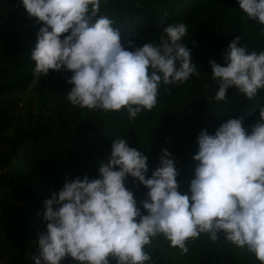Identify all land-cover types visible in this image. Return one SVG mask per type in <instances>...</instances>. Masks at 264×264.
Instances as JSON below:
<instances>
[{
    "label": "clouds",
    "instance_id": "obj_1",
    "mask_svg": "<svg viewBox=\"0 0 264 264\" xmlns=\"http://www.w3.org/2000/svg\"><path fill=\"white\" fill-rule=\"evenodd\" d=\"M21 3L30 19L42 22L30 49L33 75L39 79L50 70L70 72L66 99L73 106L104 113L124 109L131 120L156 106L161 85L199 75L191 63V47L182 42L187 34L182 22L164 27L158 43L129 40L126 47L113 20L99 14L108 0ZM236 3L264 32V0ZM240 45V36L230 41L223 65L209 61L218 86L216 101L226 102L230 88L250 100L264 89V49L248 53ZM197 144L194 176L187 192H181L166 148L148 176L147 155L126 139L112 140L96 167L99 178L66 180L43 202L40 215L46 225L36 240L34 264H64L66 259L75 264H146L152 257L145 247L154 237L163 235L187 253L186 241L201 234L213 242L223 237L264 264V105L250 132L242 116L229 118L214 134L201 130ZM128 177L148 189L140 201L147 214L125 186Z\"/></svg>",
    "mask_w": 264,
    "mask_h": 264
},
{
    "label": "trees",
    "instance_id": "obj_2",
    "mask_svg": "<svg viewBox=\"0 0 264 264\" xmlns=\"http://www.w3.org/2000/svg\"><path fill=\"white\" fill-rule=\"evenodd\" d=\"M99 14L113 20L112 27L126 47L129 40L158 43L168 24H186L182 42L191 47V63L199 75H191L182 84L161 85L156 106L130 120L124 109L104 113L71 105L66 99L71 85L65 79L71 73L50 70L34 87V111L15 123L13 111L19 95L36 78L30 49L42 22L28 17L21 0H0V138L13 126L0 151V256L6 264H34L32 253L46 225L15 202L42 207L66 180L85 175L99 178L96 167L115 138L128 140L130 147L147 155L148 176L166 148L178 171L179 190L187 192L197 163L192 157L198 150L200 131L214 134L222 122L242 116L243 127L250 132L259 118V106L264 105V89L252 100L235 88L227 90L226 102L213 98L218 86L211 78L210 60L223 65V53L236 36L248 53L264 49V32L246 18L236 0H108ZM125 186L133 192L142 214H147L140 201L146 199L148 189L131 177ZM186 246L188 252L182 253L158 235L145 247L152 257L146 264H260L245 248L223 237L213 242L201 234L187 240ZM64 264L75 262L66 259Z\"/></svg>",
    "mask_w": 264,
    "mask_h": 264
},
{
    "label": "rangeland",
    "instance_id": "obj_3",
    "mask_svg": "<svg viewBox=\"0 0 264 264\" xmlns=\"http://www.w3.org/2000/svg\"><path fill=\"white\" fill-rule=\"evenodd\" d=\"M41 76L39 79L35 78L29 89L24 93L19 95V104L18 106L14 109V118H15V123H21L25 121L28 117L29 114L34 111L35 108V90L34 87L36 86L37 82L42 78ZM51 102L53 103L52 99ZM12 127L7 128L3 135L0 138V151L4 145V139L9 137L10 132L12 131ZM15 201V200H14ZM15 205L22 207L23 212L28 214L32 219L34 220H40L42 219V214L43 212V206L42 207H37V208H32L26 206L24 203L16 201ZM0 264H6V258L3 256H0Z\"/></svg>",
    "mask_w": 264,
    "mask_h": 264
}]
</instances>
